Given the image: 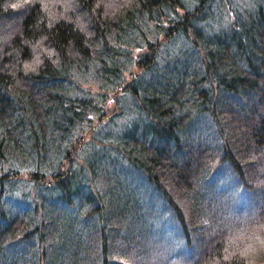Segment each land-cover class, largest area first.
<instances>
[{"label":"trees","instance_id":"1","mask_svg":"<svg viewBox=\"0 0 264 264\" xmlns=\"http://www.w3.org/2000/svg\"><path fill=\"white\" fill-rule=\"evenodd\" d=\"M7 5L0 264H264V0Z\"/></svg>","mask_w":264,"mask_h":264},{"label":"rangeland","instance_id":"2","mask_svg":"<svg viewBox=\"0 0 264 264\" xmlns=\"http://www.w3.org/2000/svg\"><path fill=\"white\" fill-rule=\"evenodd\" d=\"M25 0H4V1H0L1 5L4 6L6 8V4H10L7 6H12V7H17V5H19L20 3L24 2ZM26 5V4H25ZM31 46V45H30ZM34 47H37V45H35ZM135 49V48H133ZM34 49L32 50V54H33ZM42 58V57H41ZM35 62H38V64L40 63L41 60H34ZM42 64H43V60H42ZM200 242H203V240H201ZM199 244H196L197 247H199ZM115 258V257H114Z\"/></svg>","mask_w":264,"mask_h":264}]
</instances>
